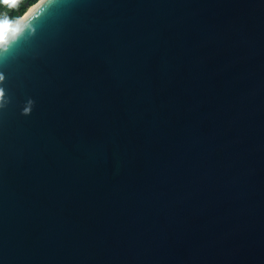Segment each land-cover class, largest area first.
<instances>
[{"label":"water","instance_id":"1","mask_svg":"<svg viewBox=\"0 0 264 264\" xmlns=\"http://www.w3.org/2000/svg\"><path fill=\"white\" fill-rule=\"evenodd\" d=\"M34 4L3 61L0 264H264V0Z\"/></svg>","mask_w":264,"mask_h":264},{"label":"clouds","instance_id":"2","mask_svg":"<svg viewBox=\"0 0 264 264\" xmlns=\"http://www.w3.org/2000/svg\"><path fill=\"white\" fill-rule=\"evenodd\" d=\"M16 0H3L4 4L13 5L15 4ZM45 0H35V3H43ZM33 7H35V4H33ZM33 7H29L27 11L23 13V15L19 16L18 19H16L13 23H10L6 18L0 19V61H4L6 59V53L8 50V46L10 42H14L15 39L19 36H21L27 28L28 34H32V28L28 27L25 24H22L21 21L24 20L26 16L30 12L33 11ZM6 34L8 39L6 40ZM4 78L3 76H0V106L5 105L7 103L6 97H5V88H4ZM25 112L26 109L24 110Z\"/></svg>","mask_w":264,"mask_h":264},{"label":"trees","instance_id":"3","mask_svg":"<svg viewBox=\"0 0 264 264\" xmlns=\"http://www.w3.org/2000/svg\"><path fill=\"white\" fill-rule=\"evenodd\" d=\"M34 3L35 0H16L15 4L8 5L0 0V19L6 18L10 23H13L26 11L25 4L33 5Z\"/></svg>","mask_w":264,"mask_h":264},{"label":"snow or ice","instance_id":"4","mask_svg":"<svg viewBox=\"0 0 264 264\" xmlns=\"http://www.w3.org/2000/svg\"><path fill=\"white\" fill-rule=\"evenodd\" d=\"M53 2H54V0H47V3H49V4H52ZM0 76H3L4 80L6 79L2 61H0ZM5 105L0 106V114L3 113V111L5 109ZM26 111H27V109H26Z\"/></svg>","mask_w":264,"mask_h":264},{"label":"bare ground","instance_id":"5","mask_svg":"<svg viewBox=\"0 0 264 264\" xmlns=\"http://www.w3.org/2000/svg\"><path fill=\"white\" fill-rule=\"evenodd\" d=\"M26 11H27V9H26Z\"/></svg>","mask_w":264,"mask_h":264},{"label":"rangeland","instance_id":"6","mask_svg":"<svg viewBox=\"0 0 264 264\" xmlns=\"http://www.w3.org/2000/svg\"><path fill=\"white\" fill-rule=\"evenodd\" d=\"M26 9H28V8H26Z\"/></svg>","mask_w":264,"mask_h":264}]
</instances>
